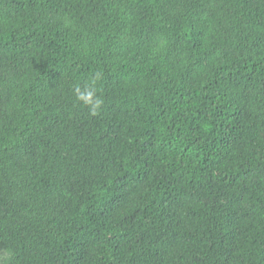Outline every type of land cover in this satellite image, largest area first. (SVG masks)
Wrapping results in <instances>:
<instances>
[{
    "label": "trees",
    "instance_id": "16d2710c",
    "mask_svg": "<svg viewBox=\"0 0 264 264\" xmlns=\"http://www.w3.org/2000/svg\"><path fill=\"white\" fill-rule=\"evenodd\" d=\"M0 264H264V0H0Z\"/></svg>",
    "mask_w": 264,
    "mask_h": 264
},
{
    "label": "clouds",
    "instance_id": "9594fccd",
    "mask_svg": "<svg viewBox=\"0 0 264 264\" xmlns=\"http://www.w3.org/2000/svg\"><path fill=\"white\" fill-rule=\"evenodd\" d=\"M102 74L96 72L90 82H86L83 85L77 84L73 89L76 102L85 108L89 115L96 117L100 114L103 107L104 100L102 98V89L98 87V82L101 81ZM9 258L11 253H8Z\"/></svg>",
    "mask_w": 264,
    "mask_h": 264
}]
</instances>
